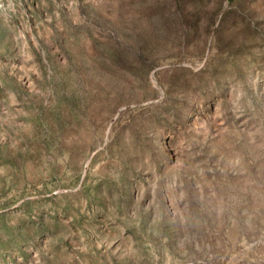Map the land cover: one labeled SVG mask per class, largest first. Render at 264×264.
<instances>
[{
	"label": "rangeland",
	"instance_id": "374dc122",
	"mask_svg": "<svg viewBox=\"0 0 264 264\" xmlns=\"http://www.w3.org/2000/svg\"><path fill=\"white\" fill-rule=\"evenodd\" d=\"M0 264H264V0H0Z\"/></svg>",
	"mask_w": 264,
	"mask_h": 264
}]
</instances>
